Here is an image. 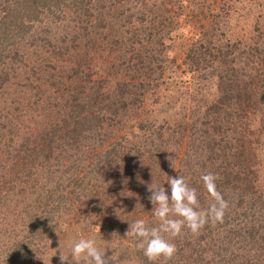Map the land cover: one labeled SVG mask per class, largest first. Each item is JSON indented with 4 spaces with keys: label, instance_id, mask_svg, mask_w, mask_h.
Instances as JSON below:
<instances>
[{
    "label": "trees",
    "instance_id": "trees-1",
    "mask_svg": "<svg viewBox=\"0 0 264 264\" xmlns=\"http://www.w3.org/2000/svg\"><path fill=\"white\" fill-rule=\"evenodd\" d=\"M241 2L254 11L246 42L226 38L222 21ZM186 25L196 37L184 52L193 85H182L190 91L174 121L147 101L159 93L169 104L164 87L178 66L167 43ZM263 135L264 0H0L5 264L45 254L71 214L112 232L113 217L129 211L116 230L124 236L136 219L156 226L148 186L167 187V176H183L207 208V172L228 201L223 223L185 229L172 242L190 245L189 255L167 264H264Z\"/></svg>",
    "mask_w": 264,
    "mask_h": 264
},
{
    "label": "rangeland",
    "instance_id": "rangeland-1",
    "mask_svg": "<svg viewBox=\"0 0 264 264\" xmlns=\"http://www.w3.org/2000/svg\"><path fill=\"white\" fill-rule=\"evenodd\" d=\"M244 2L241 3H234L233 11H230L228 17L225 18L224 21V31L226 34V38L229 39H240L243 41L249 40V38H252L253 35V13L254 11H251L249 15H247L246 11L242 10V7H244ZM246 5V4H245ZM192 6V5H191ZM247 6V5H246ZM184 12L189 14V12H192L190 6L184 8ZM186 16L180 17V22L185 23ZM189 25H186L185 29H181L177 31V38L173 40V42H168V51L167 57L169 60H175L176 64L175 66H178L175 68V72L172 74V78L174 79V84L169 85L167 84L164 88L169 89L167 92H163V96L167 99L165 100L169 104H162L161 102H158V94L151 97L149 99L148 105H147V111L150 113H155L159 115H174V121H177L178 116L180 115L181 106H183V102L185 100L184 96L186 95V91L189 90L188 88L182 86L186 85L189 87H192V77L193 75L189 72H187L186 68V60L184 52L187 47V39L191 37H195V31L190 27ZM96 78H91V85L97 87L100 83V80H95ZM71 82L74 83L73 76L71 77ZM76 82V80H75ZM86 84H88V79H86ZM75 86V84H73ZM190 91V90H189ZM90 93V91L88 92ZM76 94V93H75ZM162 96V93H160V97ZM162 100V98H161ZM55 102L58 103V99L55 98ZM171 104L173 105L171 108ZM175 105V107H174ZM56 110H54L52 113H55ZM67 109L65 110V112ZM72 114L74 115L73 110H70ZM175 113V114H174ZM177 114V116H176ZM75 118V115L73 116ZM162 117V116H159ZM79 121V119L77 120ZM258 122V117H254V124ZM261 143H264V135L262 136ZM184 144L182 145L181 151L183 150ZM264 147V146H262ZM261 147V148H262ZM260 159H261V168H259L258 176L261 178L260 183L261 185H264V150L263 152L260 151ZM0 184L4 181V178L0 176ZM129 180L127 176H125V181ZM121 188V187H120ZM125 189V186H124ZM126 191V189H125ZM127 219L125 216L123 218H118L116 216L113 217L114 221L112 225L110 226L112 228V232L101 231L97 228V231L92 229L93 225H90L86 222H76L75 218L72 217L71 214L68 217V221L65 224L60 225L59 231L60 234L58 235V239L54 241L51 245L48 244L47 252L43 254L42 256L38 255L33 258L34 256L28 257L29 260L22 261V264H61L60 260V253L62 256H66L69 251V246L78 241L80 238H93L97 241L98 247L106 248L105 255L106 257H110L109 264H143L138 252L141 251L138 248H135L134 245L131 243V239H128L127 236L124 235H118L116 234L117 228H120L119 225H125V223H128L131 219V214L129 211H126ZM109 219L111 218V212L109 213ZM73 218V219H72ZM118 219V221L116 220ZM129 220V221H128ZM120 222V223H119ZM122 227V226H121ZM124 229V226L122 227V230ZM2 235L3 232H2ZM1 237V235H0ZM192 241V240H189ZM188 242V241H187ZM184 244V245H183ZM183 245V248L181 251L177 249L175 254V260L181 255L187 256L189 255V246L187 243H184L183 240L181 243H179V248ZM192 246V245H191ZM3 249L0 247V264H5L6 261H4L5 256L3 254ZM181 253V255H179ZM9 255H11L9 253ZM174 260V261H175ZM177 263V262H176ZM64 264H67V261L64 262ZM175 264V263H174Z\"/></svg>",
    "mask_w": 264,
    "mask_h": 264
},
{
    "label": "clouds",
    "instance_id": "clouds-1",
    "mask_svg": "<svg viewBox=\"0 0 264 264\" xmlns=\"http://www.w3.org/2000/svg\"><path fill=\"white\" fill-rule=\"evenodd\" d=\"M218 176L212 172L202 174L200 180L212 202L201 208L197 190L189 187L183 176H167V187L153 184L148 186V201L153 217L158 221L151 226L144 219H136L125 235L136 240V247L142 250L149 262L162 261L167 264L176 254L172 241L185 229L198 235L207 224L223 223L228 201L217 190ZM106 248L98 247L93 238H80L69 246L66 256L60 253L61 264H109Z\"/></svg>",
    "mask_w": 264,
    "mask_h": 264
}]
</instances>
